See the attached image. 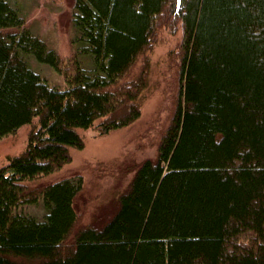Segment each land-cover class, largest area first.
<instances>
[{
  "label": "trees",
  "instance_id": "1",
  "mask_svg": "<svg viewBox=\"0 0 264 264\" xmlns=\"http://www.w3.org/2000/svg\"><path fill=\"white\" fill-rule=\"evenodd\" d=\"M71 24L63 58L0 0V139L31 128L0 168V264H264V0H75ZM168 28L178 90L157 157L103 226L77 229L82 176L31 184L71 163L79 131L140 119L150 67L134 71Z\"/></svg>",
  "mask_w": 264,
  "mask_h": 264
},
{
  "label": "rangeland",
  "instance_id": "2",
  "mask_svg": "<svg viewBox=\"0 0 264 264\" xmlns=\"http://www.w3.org/2000/svg\"><path fill=\"white\" fill-rule=\"evenodd\" d=\"M26 17V27L63 58L73 52L72 14L75 0H10ZM151 49L144 53L134 73L149 66V89L142 99L141 117L131 126L101 136L96 127L79 131L82 150L71 149L72 161L56 174L31 186L80 175L83 191L75 202L77 229L103 226L118 209V197L133 178L137 165L156 159L164 130L171 120L177 96V56L181 32L161 29ZM49 84L65 87L64 78L46 65L31 63ZM136 75V74H135ZM30 126L0 139V168L10 157L22 154L28 144ZM26 212L42 218L43 207L30 206Z\"/></svg>",
  "mask_w": 264,
  "mask_h": 264
}]
</instances>
